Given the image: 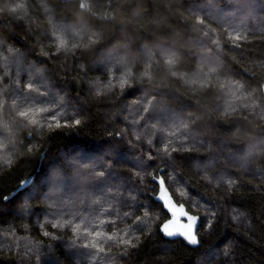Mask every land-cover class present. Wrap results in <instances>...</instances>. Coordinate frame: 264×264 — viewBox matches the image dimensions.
<instances>
[{
	"label": "trees",
	"instance_id": "obj_1",
	"mask_svg": "<svg viewBox=\"0 0 264 264\" xmlns=\"http://www.w3.org/2000/svg\"><path fill=\"white\" fill-rule=\"evenodd\" d=\"M15 4L0 14V264H264V0H0ZM161 169L201 218L197 247L159 231Z\"/></svg>",
	"mask_w": 264,
	"mask_h": 264
},
{
	"label": "snow or ice",
	"instance_id": "obj_2",
	"mask_svg": "<svg viewBox=\"0 0 264 264\" xmlns=\"http://www.w3.org/2000/svg\"><path fill=\"white\" fill-rule=\"evenodd\" d=\"M7 3H12V0H7ZM24 5L22 4H15V6L13 7H4V8H0V14H3L4 12H7L9 13L10 15V18H14V14L17 13L18 9H21L23 8ZM200 23H202V21H200ZM55 31L60 33L61 35H64L67 33L68 29L65 25H57L55 26ZM207 35V33H206ZM234 39L236 41H239L241 39L240 36H235ZM93 43L95 42L94 40L92 41ZM66 46V42L64 40H61L60 41V44H59V48H65ZM78 45L76 44H73L72 45V48H76ZM238 46V45H236ZM198 47L200 48H204L205 47V44L203 42H198ZM0 50H2V45H0ZM192 51H195L194 49H192ZM177 54L181 55V53L177 52L175 49H171L169 50V58L167 60V63L168 65L172 66V65H176L178 63L177 61ZM110 55H116L115 52L113 53H110ZM183 55H189V53H183ZM197 55L199 56V59L202 63V65H209V64H214L215 63V60H214V57L211 53H197ZM192 60H195L196 59V56H192L191 57ZM181 63V66H182V62ZM213 71H215V69H213ZM127 81H122L121 82V86H123L124 84H126ZM29 87H31V85H29ZM261 91H264V85L261 86ZM157 95H160L159 92H157L153 98L151 100L148 101V104L149 105H152L153 107H155V96ZM145 112H148L149 111V108L148 107H145L144 109ZM232 111H235V109L233 108ZM27 113L26 112H21L20 113V116H26ZM53 120H57V117L56 116H52L51 117ZM81 123L80 120H75L74 121V124L75 125H79ZM61 125L59 123V121H57L56 123V127L59 128ZM64 126H67V124H65ZM183 127L187 128L188 125L187 124H184ZM173 151H175V149H173ZM101 176L104 175V173H100ZM159 184H160V189H161V192L163 193L165 191V183H164V180L163 179H160L159 180ZM6 200L9 199L8 197L5 198ZM160 200L164 201L166 207L169 206L168 204V201L165 199V196L164 195H161L159 197ZM181 216H184L186 217L187 219V223L185 224H182L180 225L178 228H175L173 229L171 227V225H173L175 223V220H169L167 223H165L163 226H162V229L161 231L164 233L165 236L167 237H175V236H180V237H183L184 240L187 241L188 244L190 245H197L198 244V239H197V234H196V231L195 229L197 228V223H198V217L197 216H194V215H189L186 211H183V206L181 205ZM173 216L175 217V212H173ZM58 225H53V227H57ZM76 228L78 229L79 228V225L76 226ZM85 234H87V230L85 232ZM45 235H47V233H45ZM109 240L112 239L111 236L108 237ZM123 243L125 244H129L130 241L129 240H124ZM85 247H88V245H85ZM93 247H95V245H93ZM97 251L99 252H103L104 249L101 247V248H98ZM226 255L228 254L227 251L225 253Z\"/></svg>",
	"mask_w": 264,
	"mask_h": 264
},
{
	"label": "water",
	"instance_id": "obj_3",
	"mask_svg": "<svg viewBox=\"0 0 264 264\" xmlns=\"http://www.w3.org/2000/svg\"><path fill=\"white\" fill-rule=\"evenodd\" d=\"M161 172H163V169L160 170V173L158 174V176H155V177L153 178V181H154V182L157 184V186H158L157 193L154 195V200L162 204L163 209H164V210L167 212V214H168V217H167L164 221H162V223L160 224V226H159V231H160V233L163 235V237L166 238V239H169V240H173V239H182L186 244H188L187 241L184 240L183 237H180V236L167 237V236H165L164 233L161 231L162 226H163L165 223H167L169 220H175V223H174L173 225H171V227H172L173 229L178 228L180 225L187 223V219H186V217L181 216V211H182V209H181V205H182V206H183V211H186L189 215H194V216H197V217H198L197 228L195 229L196 234H197L198 244H197V245H190V244H188V245L191 246V247H197V246H199V244H200L199 236H198V228H199L200 221H201L200 216L197 215V214H193V213H191L190 211H188V209L186 208V206H185L183 203H178V202L174 199V197L172 196V194H171L170 190L168 189V187H167L165 181H164V183H165V191H164L163 193L161 192L160 184H159V180H160V179H163V180H164L163 176L161 175ZM161 195H164V196H165V199L168 201V204H169L168 207H166L164 201H162V200L159 199V197H160ZM173 212H175V217L173 216Z\"/></svg>",
	"mask_w": 264,
	"mask_h": 264
},
{
	"label": "bare ground",
	"instance_id": "obj_4",
	"mask_svg": "<svg viewBox=\"0 0 264 264\" xmlns=\"http://www.w3.org/2000/svg\"><path fill=\"white\" fill-rule=\"evenodd\" d=\"M194 214V213H193ZM198 215V214H197ZM201 219V218H200Z\"/></svg>",
	"mask_w": 264,
	"mask_h": 264
}]
</instances>
